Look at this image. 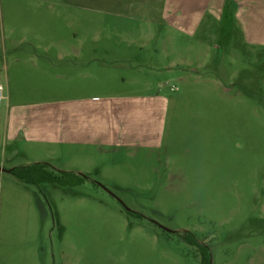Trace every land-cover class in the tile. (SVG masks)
Segmentation results:
<instances>
[{"label":"rangeland","instance_id":"1","mask_svg":"<svg viewBox=\"0 0 264 264\" xmlns=\"http://www.w3.org/2000/svg\"><path fill=\"white\" fill-rule=\"evenodd\" d=\"M172 4L0 0V107L31 106L45 134L73 90L152 103L145 148L11 142L0 116V167L86 176L0 171V264H264V10L254 42L231 0H183V16Z\"/></svg>","mask_w":264,"mask_h":264},{"label":"crops","instance_id":"2","mask_svg":"<svg viewBox=\"0 0 264 264\" xmlns=\"http://www.w3.org/2000/svg\"><path fill=\"white\" fill-rule=\"evenodd\" d=\"M172 1V9L175 15L183 16L192 12L194 8H184L183 0ZM234 2L236 15L243 17L245 24V39L256 42L258 28L253 24L257 20V12L264 10V0H231ZM223 6V4H222ZM227 5H224L225 9ZM184 8V9H183ZM196 9V8H195ZM221 10V8H219ZM256 10V12H255ZM182 11V12H181ZM263 13V12H262ZM247 23L250 25L248 26ZM73 56H78L73 53ZM72 75L75 71L69 68ZM85 78L86 73H80ZM72 85V82H70ZM75 85V83H73ZM72 87V86H71ZM69 87V88H71ZM95 92V91H93ZM70 91L72 97L64 102H54L55 117L47 121V133H41L42 119L31 118L28 110L31 106L22 103H11L9 95L4 107H0V116L3 119V138L11 142L18 140L51 141L64 143L66 153L82 151L84 146H94L97 150L100 146L121 147L139 145L148 147L152 141L151 126L146 125L145 113H151V104L148 96H140L137 99L131 96H119V91L104 92ZM6 97V96H5ZM136 100V101H135ZM64 104V105H63ZM137 104V105H136ZM63 105V110L60 106ZM38 108V106H33ZM139 110L142 117L136 120L135 112ZM36 113V110L34 111ZM137 122L141 125L136 126ZM40 124V127L38 125ZM43 134V135H40ZM42 136V137H40ZM99 151V150H98ZM39 162V161H36ZM72 170L81 171V168Z\"/></svg>","mask_w":264,"mask_h":264},{"label":"trees","instance_id":"3","mask_svg":"<svg viewBox=\"0 0 264 264\" xmlns=\"http://www.w3.org/2000/svg\"><path fill=\"white\" fill-rule=\"evenodd\" d=\"M49 165L44 162H33L28 165L12 166L9 168V173L18 180L24 183L37 184L41 182H52L59 185H76L81 183L86 176L74 173L72 171L50 170ZM183 237L191 244H197V241L190 233H182ZM200 248H205L203 254L205 255L206 247L198 243ZM202 250V251H203ZM205 257H203L204 260ZM206 260V259H205ZM205 264V263H203Z\"/></svg>","mask_w":264,"mask_h":264},{"label":"built area","instance_id":"4","mask_svg":"<svg viewBox=\"0 0 264 264\" xmlns=\"http://www.w3.org/2000/svg\"><path fill=\"white\" fill-rule=\"evenodd\" d=\"M5 99V95H4V93H3V88H2V85H1V83H0V102L2 101V100H4Z\"/></svg>","mask_w":264,"mask_h":264},{"label":"water","instance_id":"5","mask_svg":"<svg viewBox=\"0 0 264 264\" xmlns=\"http://www.w3.org/2000/svg\"><path fill=\"white\" fill-rule=\"evenodd\" d=\"M0 171H9V168L8 169H5L3 167H0Z\"/></svg>","mask_w":264,"mask_h":264}]
</instances>
